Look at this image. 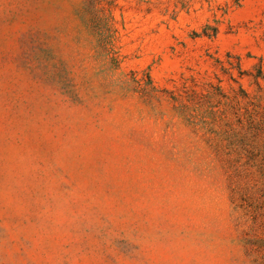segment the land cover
Instances as JSON below:
<instances>
[{
  "label": "rangeland",
  "instance_id": "1",
  "mask_svg": "<svg viewBox=\"0 0 264 264\" xmlns=\"http://www.w3.org/2000/svg\"><path fill=\"white\" fill-rule=\"evenodd\" d=\"M0 264H264V0H0Z\"/></svg>",
  "mask_w": 264,
  "mask_h": 264
}]
</instances>
